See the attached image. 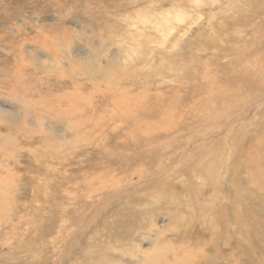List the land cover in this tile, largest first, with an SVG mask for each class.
<instances>
[{
  "label": "rangeland",
  "instance_id": "1",
  "mask_svg": "<svg viewBox=\"0 0 264 264\" xmlns=\"http://www.w3.org/2000/svg\"><path fill=\"white\" fill-rule=\"evenodd\" d=\"M201 5L196 8L194 0H0V264H150L154 254L161 258L160 264H176L181 257H190L196 264H258L257 258L245 252L246 242L235 230L230 240L222 217L217 216L215 222L220 227L217 245L208 251L204 235L212 238L208 230L214 224L213 203L220 199L229 219L246 226L242 230L248 237L260 227L257 244L264 255V224L257 223L259 217L264 220V167L250 169L257 181L246 179L253 141L260 138L264 142V96L253 100L255 87L264 95V69L254 64L255 49L264 57V0H202ZM167 10L184 12L186 23L178 27L180 32L163 37L151 29L152 17H165ZM143 17L154 21L141 22ZM89 20L105 30H96ZM130 20L138 24L134 32ZM184 29L191 31L186 34ZM131 43L138 47L136 56L113 67L107 63L117 48L124 57L123 50ZM19 50L18 60L15 53L19 55ZM61 62L72 71L68 78L61 75ZM17 64L23 67V71L17 67L19 77L13 75ZM141 72L147 74V83L163 80L153 88L155 95L164 93L159 95L161 101L177 104L169 111L176 114L168 118L173 126L166 125L172 131H162L155 140L152 135L149 144H144V136L154 128L153 118L144 120L140 115L151 97L141 102V108L132 103L137 107L134 115L123 113L127 106L120 101L118 110V105L111 104L122 91L126 96L138 92L129 87L127 79L137 80ZM207 76L214 91L205 90ZM258 77L262 81L257 82ZM71 79L79 82L78 87L71 86ZM106 86L111 93L104 91L105 96H97L90 104L88 100ZM70 92L72 98L64 96ZM213 92L221 94L225 103L210 104ZM141 95L135 98L144 100ZM202 105L205 109L197 110ZM190 106L196 112L188 111ZM155 112L156 118L164 119L161 112ZM102 143L103 148L126 145L135 150L136 158L125 155L118 169L116 160L100 156ZM106 169L116 172L121 186L100 200L92 195L93 201H83V182L90 179V173L93 177ZM235 187L240 189V200L228 198ZM62 188L75 193L69 202L59 199ZM233 206L237 214L230 210ZM63 209L65 218L58 216ZM91 214H95L93 219ZM60 218L65 222L59 238ZM89 219L81 233L82 221ZM121 229L119 240L110 237L103 244L106 237H119ZM73 237L74 247L68 250ZM23 240L40 244L47 240V244L40 253L35 245L28 252H16Z\"/></svg>",
  "mask_w": 264,
  "mask_h": 264
},
{
  "label": "bare ground",
  "instance_id": "2",
  "mask_svg": "<svg viewBox=\"0 0 264 264\" xmlns=\"http://www.w3.org/2000/svg\"><path fill=\"white\" fill-rule=\"evenodd\" d=\"M241 1V0H240ZM242 1H244V0H242ZM245 1H247V0H245ZM201 3H202V0H194V6L197 8V7H200V5H201ZM240 3V2H239ZM23 4V3H22ZM213 4V3H212ZM230 4V3H229ZM241 4V3H240ZM239 4V5H240ZM193 5V4H192ZM203 5V4H202ZM201 5V6H202ZM224 5V4H223ZM231 5V4H230ZM238 5V6H239ZM246 5V4H245ZM22 6V5H21ZM228 6V5H227ZM243 6H244V3H243ZM247 6V5H246ZM224 7V6H223ZM228 7H230V6H228ZM232 7V6H231ZM240 7H242L241 5H240ZM240 7H238L239 9H240ZM249 9H250V7L249 6H247ZM227 8V7H226ZM30 9V8H29ZM35 9V8H34ZM195 9V8H194ZM219 9V8H218ZM232 9V8H231ZM234 9V8H233ZM245 9H246V7H245ZM198 10V9H197ZM225 11H226V9H224ZM248 10V9H247ZM170 11H172V10H170ZM181 11V10H180ZM242 11H243V9H242ZM246 11V10H245ZM173 12H175L174 10H173ZM168 13V10H167V12H166V15L167 16H157V17H152L154 20H155V23H153L154 25H152L151 26V29H153V31H154V34H158V33H162L163 34V37H164V34L165 35H168V34H174V33H176L175 31L176 30H178L179 31V29L180 28H178L180 25H183V24H185L186 23V21H185V19H184V17H185V15L183 16V13L184 12H179V11H177V13ZM220 12H221V10H220ZM247 12V11H246ZM55 13V12H54ZM144 13V12H143ZM186 13V12H185ZM224 13V12H223ZM215 14V13H214ZM213 14V15H214ZM54 15V14H53ZM217 15V14H216ZM36 16H38V15H36ZM175 17V19H173V18H171L172 19V21H170L169 20V18L170 17ZM219 16V15H218ZM218 16H216V17H218ZM39 17V16H38ZM85 17H87V16H85ZM148 17V16H147ZM34 18V17H33ZM83 18V17H82ZM41 19V18H40ZM63 19V18H62ZM65 19V18H64ZM74 19V18H73ZM76 19V18H75ZM90 19V18H89ZM152 19V20H153ZM78 20V19H77ZM83 20H85V19H83ZM136 20V19H135ZM135 20H130V21H132V23H131V27H133L134 29H132L131 28V30H132V32H134V30H136L137 28H139L137 25H133V23L134 24H136L134 21ZM152 20H150V19H145L144 20V17H143V20H142V18H141V22H147V23H151L152 24ZM153 20V21H154ZM158 20V21H157ZM173 20H174V24L172 23L173 22ZM33 21V20H32ZM34 21H36L37 23H38V21H39V19L38 18H35V20ZM90 21V20H89ZM129 21V22H130ZM137 21H138V18H137ZM139 21V22H140ZM43 22V21H42ZM128 22V21H127ZM138 22V23H139ZM24 23V22H23ZM22 23V24H23ZM37 23H34V24H37ZM93 24V26L94 27H96L95 29L96 30H100V31H104L105 29H103V28H100V27H97L96 25H95V22H94V20L93 21H90V24ZM143 23V24H144ZM9 24V23H8ZM7 24V25H8ZM97 24V23H96ZM130 24V23H129ZM140 24V23H139ZM188 24V23H187ZM39 25V24H38ZM106 25H107V23H106ZM111 25V24H110ZM120 25V24H119ZM118 25V26H119ZM150 25V24H149ZM88 26V25H87ZM90 26V25H89ZM92 26V27H93ZM98 26H100V25H98ZM117 26V27H118ZM121 26V25H120ZM119 26V27H120ZM129 26V27H130ZM136 26V27H135ZM140 26V25H139ZM9 27V26H8ZM118 27V28H119ZM143 27V26H142ZM148 28H149V26H147ZM11 28V27H10ZM40 28V27H39ZM126 28V27H125ZM144 28V27H143ZM186 28V27H185ZM189 28H190V25H189ZM117 29V28H116ZM128 29V28H127ZM130 29V28H129ZM19 31V30H18ZM66 31V30H65ZM93 31V30H92ZM122 31V30H121ZM188 31H191V29H184V32L186 33V32H188ZM124 32H126V31H124ZM132 32H131V34H132ZM174 32V33H173ZM180 32V31H179ZM40 33V32H39ZM182 34V33H181ZM187 34V33H186ZM126 35H127V33H126ZM159 35V34H158ZM176 35V34H175ZM179 35V34H178ZM47 36V35H46ZM61 36V35H60ZM133 36V35H132ZM160 36H162L161 34H160ZM122 37H123V35H122ZM127 37V36H126ZM144 37V36H143ZM169 37L170 36H168V39H169ZM66 38V37H65ZM127 38H129V37H127ZM162 39V38H161ZM164 39V38H163ZM165 39H166V37H165ZM59 40V39H58ZM122 41V39H119V41ZM132 40H134V39H132ZM60 41V40H59ZM66 41H67V43L70 45V43L71 42H69L68 41V38H66ZM165 41H167V39L165 40ZM163 42H164V40H163ZM162 42V43H163ZM61 44V43H60ZM66 44V43H65ZM72 44V43H71ZM129 44V43H128ZM138 44H139V42H138ZM55 45V44H54ZM120 45V44H119ZM132 45V43L130 44V45H128L129 47L128 48H124V50H123V52H124V57H121L122 55H121V50L119 49V48H117L114 52H113V54L110 56V57H108V61H107V63H109L110 65H112V67L114 66V65H117L118 63H121L122 61H124L125 59H131V58H133L134 56H136L137 55V50H138V47H137V49L134 47V44H133V46H131ZM140 46V45H139ZM154 46V45H153ZM62 47V46H61ZM60 47V48H61ZM64 47L67 49V51H69V49L64 45ZM94 47V46H93ZM92 47V48H93ZM131 47H133V48H135V49H133V48H131ZM56 48V47H55ZM58 48V47H57ZM56 48V49H57ZM151 48V47H150ZM95 49V48H94ZM133 50V51H131V50ZM58 50V49H57ZM65 50V49H64ZM63 50V51H64ZM112 50V49H111ZM59 52H61V51H59ZM7 53V52H6ZM65 53V52H64ZM20 54H21V52H20V50H19V55H18V53L16 52L15 53V55L17 56V59L19 60V58H20ZM88 54H89V52H88ZM150 56V55H149ZM258 59L259 60H261V61H263L264 62V57H260L259 55H258V51H256V49L254 50V64H255V67L257 68V66H258V69L260 70V69H264V63H260L259 61H258ZM85 60H87V59H85ZM20 65H22V64H20ZM61 70H63L64 69V72L62 71V73H61V75H66L65 77H69V75L72 73V71L70 70V71H68L67 70V68L65 69L64 68V63H62L61 62ZM257 65V66H256ZM69 66H70V64L68 63V68H69ZM14 67H15V72L13 73V75L15 76V75H17V77H19L18 75L19 74H17L18 73V69H17V67H21V70L23 71V67L22 66H19L18 64L17 65H14ZM117 67V66H116ZM47 68L48 69H51V68H49L48 67V65H47ZM57 68V67H56ZM60 69V68H59ZM113 69V68H112ZM129 69V68H128ZM131 70H132V68H130ZM140 70V69H139ZM17 71V72H16ZM98 71V70H97ZM125 71V70H124ZM133 71H134V69H133ZM137 71H138V69H137ZM163 72V71H162ZM101 73V72H100ZM123 73V72H122ZM125 73H130L129 71H125ZM135 73H136V70H135ZM160 73V75H163V73L161 74V71L159 72ZM76 74V72L73 74V78H75V75ZM12 75V74H11ZM110 75H112V74H110ZM124 76H125V74H123ZM129 75V74H128ZM135 75V74H134ZM137 75V74H136ZM157 75H159V74H157ZM157 75H156V77H157ZM115 76V75H114ZM130 76V75H129ZM139 76V78H137V80H132V78L133 77H129V79H127L128 81H127V84H129V87L130 88H133L134 90L135 89H139L138 90V92L137 93H130V94H128L127 96L125 95V91H122V94L120 95L119 93V98L114 102V103H112L113 101H111V104L112 105H114V107H116L118 104H117V102L118 101H120L121 102V105H126L127 106V109L126 110H124L123 111V113L124 112H126V111H130V112H132V115H134V114H136V109H137V107H135V105H132V103H134V104H137V106L138 107H140V106H143L142 104H141V102H143V101H148V98L149 97H151V103L150 104H148V105H146L145 106V108H143L142 109V114L140 115L141 116V118H143L144 120H150L151 118H153V119H151V124H154V128H152V129H150L148 132H145L146 133V135L144 136V139H145V141H146V143H144V144H149V142L151 141V139H152V135L154 136V140H155V137H157V136H159V134L162 132V131H169V132H171L172 131V129H168V127H172L173 126V124H174V122H173V124L171 123V122H168V118L169 117H171V116H173V118L174 117H176V114H173L174 112H172V111H174L173 109L175 108V106L177 105L176 103H173V101L171 102V103H169L168 102V100H167V102L165 103V102H163V101H161V98H160V96L159 95H164V93H159L158 91V95H155L156 94V92H154V89H156L157 87H160V83H162L163 82V80H162V82L160 81L161 79H159V80H155L154 82H153V84H150V83H147V74H143L142 72L140 73V75H138ZM140 76H141V78H140ZM21 77V76H20ZM90 77V76H89ZM110 77V76H109ZM165 76L163 75V78H164ZM130 78H131V80H130ZM158 78V77H157ZM162 78V77H161ZM206 78H208V80H207V83L205 84L206 85V91L207 92H210V91H214V89H212L211 88V83L212 82H208L209 80H210V78L207 76ZM134 79V78H133ZM168 80V79H167ZM173 80V79H172ZM89 81V80H88ZM97 82H98V80H96ZM134 81H135V83H134ZM138 81V82H137ZM169 81V80H168ZM260 81H262L259 77H258V80H257V82H260ZM79 83V82H78ZM77 82H76V79H71V86L72 87H75L76 88V86L78 87V84ZM105 83V82H104ZM136 84V85H135ZM155 87V88H154ZM221 87V86H220ZM219 87V88H220ZM108 88V86H106L105 87V89H103V90H97V92L93 95L94 96V99L93 98H90L89 100H88V98H87V100H88V102L91 104L93 101H95L96 99H97V96H105V94L103 93L104 91L106 92V93H108V92H110V87L108 88V90L106 91V89ZM126 88V87H125ZM129 88V89H130ZM154 88V89H153ZM256 88L257 87H255V95H254V98H253V100H257V99H259L260 97H263L264 95H260V93H258L257 91H256ZM102 89V88H101ZM121 89H122V87H121ZM125 90V89H124ZM261 91L264 93V86H263V88L261 89ZM73 92V91H72ZM75 92V91H74ZM81 93V92H80ZM79 93V94H80ZM111 93V92H110ZM144 94V100H143V98L141 99V98H135L136 96H141L142 97V95L141 94ZM149 93H151L152 94V96L149 94ZM98 94V95H97ZM64 95V94H63ZM74 94H72L71 92L70 93H66V95H64L65 97H67V98H72V96H73ZM117 95V94H116ZM62 96V95H61ZM114 96V95H113ZM88 97V96H87ZM62 98H63V96H62ZM167 98H168V96H167ZM209 98H210V104L211 103H219V104H224L225 102L223 101L224 100V97L221 95V94H219V93H215V92H213V93H210V95H209ZM86 99V98H85ZM83 100V99H82ZM81 99H80V101H82ZM115 100V99H114ZM79 103V102H78ZM138 103H140V104H138ZM76 104V103H75ZM107 104V103H106ZM109 104V103H108ZM120 104V103H119ZM121 105H118L117 106V110L119 109V106H121ZM97 106H101V105H97ZM126 106H124V107H126ZM134 106V107H133ZM108 107V106H107ZM144 107V106H143ZM169 107V108H168ZM109 108H110V106H109ZM123 108V107H122ZM141 108V107H140ZM168 108V109H167ZM111 109V108H110ZM145 109V110H144ZM164 110V114H162V112L160 111V110ZM167 109V110H166ZM205 109V106L204 105H202V106H197V110H199V111H201V110H204ZM207 109L211 112V110H210V108H209V106H207ZM112 110V109H111ZM170 110H172L171 111V113L169 112ZM122 111V110H121ZM155 111H159V112H161V115H162V117L164 118V119H161V118H156L155 116ZM188 111H190V112H196V109H192V107L190 106L189 107V110ZM7 112V111H6ZM115 112V111H114ZM215 112V109H214V111H213V113ZM110 113H111V111H110ZM226 113V112H225ZM8 114V113H7ZM222 114V113H221ZM110 115H112V113L110 114ZM175 115V116H174ZM188 118H191L190 117V115L188 114V112H187V115H186ZM138 118V117H137ZM136 118V119H137ZM99 119V118H98ZM107 119V118H106ZM126 119V118H125ZM87 120V119H86ZM100 120V119H99ZM111 120H114V119H111ZM104 121V120H103ZM117 121V120H116ZM143 121V120H142ZM155 121L159 124V126H155ZM176 121V120H175ZM179 121V120H178ZM96 122H97V120H96ZM102 122V121H101ZM101 122H99L100 124H101ZM133 122H135V121H133ZM119 123V122H118ZM97 124V123H96ZM103 124V123H102ZM105 124V123H104ZM94 125V124H93ZM99 125V124H98ZM97 125V126H98ZM110 125H112L111 124V122L109 123V127H110ZM117 125V124H116ZM168 125H171V126H167ZM190 125V124H189ZM101 125H99V127H100ZM108 126V125H107ZM152 126V125H151ZM95 127V126H94ZM88 129V128H87ZM97 129H98V127H97ZM215 131V130H214ZM87 133V132H86ZM85 133V134H86ZM139 133V132H138ZM144 133V134H145ZM143 134V133H142ZM142 134H140V137H142L143 135ZM26 135V134H25ZM105 136V135H104ZM21 137V136H20ZM25 137V136H24ZM88 137V136H87ZM22 138V137H21ZM218 138V137H217ZM81 139V138H80ZM128 139H129V137H128ZM128 139H126L125 140V143L128 141ZM133 139V138H132ZM137 139V138H136ZM16 140V139H15ZM18 140H20V139H18ZM72 140V139H71ZM130 140V139H129ZM242 140V139H241ZM92 141V140H91ZM94 141V140H93ZM101 140H99V142H100ZM6 142V141H5ZM4 142V143H5ZM19 143H20V141H19ZM101 143V142H100ZM135 143V142H134ZM160 143V142H159ZM212 143H213V141H212ZM152 144V143H151ZM90 145V144H89ZM202 145V144H201ZM253 149H252V151H251V154H253L252 155V157H251V159H250V161L248 162V164H247V175H246V179L247 180H249V181H257V177L255 176V174L250 170V169H257L258 168V166H260V165H262L263 167H264V142H262V140L260 139V138H258V139H254V141H253ZM76 146V145H75ZM99 146L100 147H102V152H104V153H102V154H100V156H102V157H105V154H106V156H108L107 157V161H113V160H116L117 161V168L118 169H120V168H122V164H124V161H125V159H123L124 157H126V156H131L132 157V159H134L135 160V150L134 149H130L129 147H126V145L124 146V148H123V146L122 147H119V146H116L115 148H110V147H106V148H103L104 146H105V143H102V144H99ZM211 146H213V145H211ZM242 146V145H241ZM151 147H153V146H151ZM210 147V146H209ZM83 149H85L86 151H88L89 149L88 148H85V147H82ZM156 149V148H155ZM201 149V148H200ZM239 149V148H238ZM204 150V149H203ZM148 151H150V149L148 150ZM151 152V151H150ZM208 152V151H207ZM198 153V152H197ZM210 153V152H209ZM147 154V153H146ZM155 154V153H154ZM214 154V153H213ZM104 155V156H103ZM126 155V156H125ZM191 155H192V153H191ZM194 155H197L196 153L194 154ZM249 155V154H248ZM198 156V155H197ZM167 157H169L168 155H167ZM122 158V159H121ZM149 158V157H148ZM158 159H160V158H158ZM157 159V160H158ZM156 161V160H155ZM114 162V161H113ZM131 162V161H130ZM134 162V161H133ZM102 164H104V163H101V165ZM157 164H159V163H157ZM100 165V166H101ZM130 166V165H129ZM162 166H163V164H162ZM188 167V166H187ZM192 167V166H191ZM206 169V168H205ZM214 169H216V168H214ZM143 170V169H142ZM191 170V169H190ZM141 171V170H140ZM175 171V170H174ZM206 171V170H205ZM208 171V170H207ZM227 171V170H226ZM173 172V171H172ZM163 173V172H162ZM234 173H236V176L238 175V173L235 171ZM87 174V173H86ZM91 174V173H90ZM89 174V176H90V179L89 180H87V181H84L83 183H84V191H83V197H84V200L83 201H87V200H89L88 202H90V201H93V199H90L91 198V196L92 195H95L96 196V198L98 199V200H100V199H102L103 198V196L108 192V191H110V190H112V189H114V188H117L118 186L120 187L121 186V184H122V182H120L121 181V179L120 178H117V176L115 175L116 174V172L115 171H111L110 172V169H106V170H99V172L96 174V175H93V177H92V175H90ZM141 174V173H140ZM146 174V173H145ZM182 174V173H181ZM215 174V173H214ZM264 174V173H263ZM142 175H143V173H142ZM156 175H157V173H156ZM156 175H154V176H156ZM173 175V174H172ZM158 176H159V174H158ZM164 176V175H163ZM189 176V175H188ZM202 176V175H201ZM169 177H170V175H169ZM182 177V180H183V178H185L184 176H181ZM196 177V176H195ZM205 177V176H204ZM229 177H231V175L229 176ZM89 178V177H88ZM189 178V177H188ZM104 179H105V181H104ZM191 179V178H190ZM194 179V178H193ZM196 179V178H195ZM194 179V180H195ZM161 180V179H160ZM164 180H165V183L167 184V186H169V184H168V178L165 176V178H164ZM182 180H178V182L179 183H182V185H186L185 184V182L184 181H182ZM192 180V179H191ZM198 180V179H197ZM221 180H222V178H221ZM202 181V180H201ZM212 181H214V179L212 180ZM230 181H232V179L230 180ZM263 182H264V180H262ZM154 182V181H153ZM198 182H199V180H198ZM204 182V181H203ZM149 183V182H148ZM172 183V182H171ZM220 183H221V185L223 186V182H221L220 181ZM204 184H209V183H205L204 182ZM262 184V183H261ZM264 184V183H263ZM194 185V184H193ZM256 185V184H255ZM60 186V185H59ZM156 186V185H155ZM200 186H202V185H200ZM221 186V187H222ZM237 186H240L239 184L237 185ZM257 186V185H256ZM255 186V187H256ZM159 187V186H158ZM258 187V186H257ZM72 188V187H71ZM149 188V187H148ZM157 188V187H156ZM166 188V187H165ZM199 188V187H198ZM158 189V188H157ZM168 189V188H167ZM172 189V188H171ZM229 189V188H228ZM233 189V188H232ZM257 189H259V188H257ZM44 190V189H43ZM96 190V191H95ZM146 190H147V188H146ZM149 190V189H148ZM159 190V189H158ZM165 190V189H164ZM231 190V189H230ZM161 191V190H160ZM175 191H177V190H175ZM253 191V190H252ZM81 192V191H80ZM238 192H240V189H237L236 187H235V190H233V191H229V197L228 198H230V197H232L233 198V200H235V199H238V200H240V198L238 197ZM61 195V197L59 198V199H62L63 201H66V202H69V199L71 198V194H75L74 192H71V191H67V190H65L64 188H62L61 190H60V192H59ZM185 193V192H184ZM189 193V192H188ZM257 193V192H256ZM240 194V193H239ZM66 195H68L69 196V198H66ZM218 195V194H217ZM184 196H186V195H184ZM218 197H222L221 196V194L218 196ZM157 198V197H156ZM226 198V197H225ZM192 199V198H191ZM216 199V198H215ZM242 199V198H241ZM227 200H229V202H231L230 201V199H227ZM245 200V199H244ZM142 202V201H141ZM144 204V203H143ZM228 204V203H227ZM233 204V203H232ZM239 204H241V203H239ZM260 204H262V203H260ZM66 205V204H65ZM64 205V206H65ZM263 205V204H262ZM140 206H141V204H140ZM67 207H68V205H67ZM222 207H223V202L220 200V199H218V201L217 202H214L213 203V214H212V221H213V226L212 227H209V232H211V234H212V238H209V234L208 235H204L205 236V240H206V247H205V251H208L209 249H210V247L211 246H213L214 247V245H217V237H218V235H219V229H220V227L218 226V225H215V222L217 221V216L218 217H222V219H223V223H226V225H224V232L225 233H227V235H228V237L230 238V240H232V233H231V231H233L234 232V230L237 232L236 234H237V237H238V234L240 235V236H242V238H243V241L244 242H246V245H247V250L245 251L247 254H248V256H253L254 258H257L258 260H259V262L261 263V264H264V255L262 254V252H261V250H260V248H258V244L257 243H260V240L258 239L259 237H260V234H261V231H260V227H254L255 228V230H254V233L252 234V236L251 237H248L246 234H247V231H244V230H242L243 228L244 229H247L246 228V226L245 225H242L241 227L238 225V220H233V221H231L230 219H229V217H228V215H227V212L226 211H224L223 209H222ZM64 208V207H63ZM242 208V207H241ZM230 209V208H229ZM230 210H232L233 211V213L234 214H237L236 213V209H235V206H233V209H230ZM65 211H66V209H63V211L58 215L59 217H62V216H64V218L67 216V214H65ZM215 211V212H214ZM218 211V212H217ZM242 211H243V209H242ZM142 213V212H141ZM221 214H224V216L225 217H223V216H221ZM95 216V214H91V217H90V219L92 218V217H94ZM178 216V215H177ZM2 217V216H1ZM207 217V216H206ZM231 218V217H230ZM3 220H4V218H2ZM6 219V218H5ZM90 219L88 220V221H82V224H84L83 225V230H81V233L82 232H84V231H86V229H87V227H88V222L90 221ZM93 219V218H92ZM134 219V218H133ZM207 219L209 220V218L207 217ZM7 220V219H6ZM60 221L58 222L59 223V231H57V235H58V237H59V235H61L62 236V229H63V223L65 222V220H63V219H59ZM125 220V219H124ZM5 221V220H4ZM7 222H8V220H7ZM84 222V223H83ZM92 222V221H91ZM137 222H139L138 220H137ZM38 223V222H37ZM126 222H124V224H125ZM257 223L258 224H260V225H263L264 224V220H263V218H261V217H259V218H257ZM41 224V223H40ZM39 224V226L41 227V225ZM90 224V223H89ZM94 224V223H93ZM21 225V224H20ZM18 226V225H17ZM39 226H37L38 227V229L40 228ZM58 226V225H57ZM69 226V225H68ZM129 226V225H128ZM14 227V226H13ZM47 227H49V225L47 226ZM53 227H54V229H55V225H53ZM53 227H52V229H53ZM20 228V227H19ZM155 229H156V227H154ZM167 228V227H166ZM173 228V227H172ZM253 228V229H254ZM42 229V228H41ZM48 229V228H47ZM73 229H75V231L77 230V228H74L73 227ZM173 229H175V228H173ZM213 229H215L214 231H213ZM263 229H264V227H263ZM45 230V229H44ZM50 230V229H49ZM124 230V229H123ZM140 230H142V229H140ZM151 230V229H150ZM157 230H159L158 229V227H157ZM156 230V232H158ZM36 231V230H35ZM42 231H43V229H42ZM54 231V230H53ZM56 231V230H55ZM55 231H54V234H55ZM128 230H127V228H126V232H125V234L126 233H128L127 232ZM37 232H39L38 230H37ZM118 232V234H119V237L118 236H109V237H106V242H103V244H107L108 242H109V238L111 237L112 239H114V240H119L120 238H121V233L123 232L122 231V229L121 230H118L117 231ZM155 232V231H154ZM263 232H264V230H263ZM40 233H41V230H40ZM50 233V232H49ZM79 233V232H78ZM204 233H207V232H205L204 231ZM20 234V233H19ZM42 234V233H41ZM52 234V233H51ZM113 234V233H112ZM131 234V233H130ZM134 234V233H133ZM7 235V234H6ZM43 235H45V234H43ZM50 235V234H49ZM246 237H245V236ZM7 236H9V235H7ZM17 236V235H16ZM42 236V235H41ZM32 237H35V234H34V236L32 235ZM38 237V236H37ZM52 237V236H51ZM128 237V236H127ZM9 238V237H8ZM11 238V237H10ZM39 238V237H38ZM45 238V237H44ZM43 238V239H44ZM48 238V237H47ZM49 238H50V236H49ZM48 238V239H49ZM60 238V237H59ZM137 238L139 239V240H142L143 239V237L142 236H140L139 234L137 235ZM34 238H32V240H33ZM42 239V240H43ZM47 239V240H48ZM124 239V238H123ZM31 240V241H32ZM39 240V239H38ZM41 239H40V241H42ZM47 240H45L46 242H47ZM30 240H23V241H21L19 244H18V247H17V249H16V252H19V251H24V252H28L29 251V249L30 248H33V245H35V247L37 248V253H40V251H41V249H42V247L44 246V245H46L47 243L45 242V243H42V244H40V242H31ZM35 241V240H34ZM51 241V240H50ZM60 241V240H59ZM76 241V239H75V237H73V239H72V244L71 245H69V247H68V250H72L73 249V245H74V242ZM237 241H238V239H236V242L234 243V249L236 250V252L238 253V243H237ZM44 242V241H43ZM185 243V242H184ZM56 244H57V241H56ZM186 244V243H185ZM185 244L183 245V247L185 246ZM5 245H7V244H5ZM9 245V244H8ZM55 245V244H54ZM167 246H168V244H167ZM166 247V246H165ZM180 247H182V245L180 246ZM10 248V247H9ZM167 248V247H166ZM176 248V247H175ZM179 248V247H178ZM243 248V247H242ZM49 249V248H48ZM53 249H55V247L53 248ZM177 249V248H176ZM180 249V248H179ZM188 249V248H187ZM241 249V248H240ZM244 249V248H243ZM133 250V249H132ZM49 251V250H48ZM180 251H181V249H180ZM183 251V250H182ZM243 251V250H242ZM184 252V251H183ZM193 252H196V250L195 251H191V253H193ZM157 253V252H156ZM176 253V252H175ZM184 253H188V252H184ZM30 254V253H29ZM196 254V253H195ZM14 255V253H12V256ZM31 255V254H30ZM33 255V254H32ZM35 255V254H34ZM153 255V254H152ZM158 255V254H157ZM188 255H189V253H188ZM38 257V256H37ZM151 258H152V256H150ZM22 258V257H21ZM97 258V257H96ZM24 259H26V256L24 257ZM190 259V257L189 258H185V257H181L180 258V261H176L177 263L176 264H196L193 260H189ZM97 260V259H96ZM202 260V259H201ZM95 261V260H94ZM199 261V260H198ZM160 262H161V258L159 257V255L158 256H155V254H154V257L151 259V261H150V264H160ZM230 262V261H229ZM258 262V261H257ZM259 262H258V264H259ZM162 263L163 264H168L167 262H164V261H162ZM230 263H232V262H230ZM9 264V263H8ZM200 264V263H199ZM207 264V263H206ZM228 264V263H227ZM256 264V263H255Z\"/></svg>",
  "mask_w": 264,
  "mask_h": 264
}]
</instances>
